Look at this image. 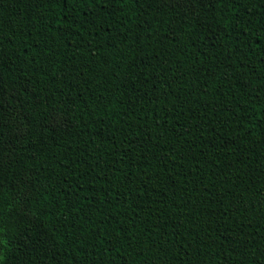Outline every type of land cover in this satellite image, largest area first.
<instances>
[{
    "label": "trees",
    "instance_id": "trees-1",
    "mask_svg": "<svg viewBox=\"0 0 264 264\" xmlns=\"http://www.w3.org/2000/svg\"><path fill=\"white\" fill-rule=\"evenodd\" d=\"M0 264H264V0H0Z\"/></svg>",
    "mask_w": 264,
    "mask_h": 264
}]
</instances>
